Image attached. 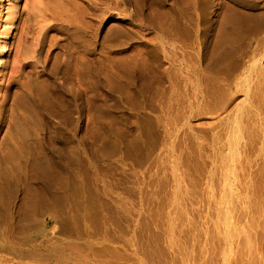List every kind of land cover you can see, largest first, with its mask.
Returning <instances> with one entry per match:
<instances>
[{
  "label": "rangeland",
  "instance_id": "374dc122",
  "mask_svg": "<svg viewBox=\"0 0 264 264\" xmlns=\"http://www.w3.org/2000/svg\"><path fill=\"white\" fill-rule=\"evenodd\" d=\"M171 1L98 0L87 32L59 21L38 63L7 64L0 264H264V0L231 1L251 16L234 58L261 61L244 74L214 52L231 2L199 1L202 77L221 96L203 110L195 83L171 107ZM15 107L34 116L23 141Z\"/></svg>",
  "mask_w": 264,
  "mask_h": 264
},
{
  "label": "bare ground",
  "instance_id": "6f19581e",
  "mask_svg": "<svg viewBox=\"0 0 264 264\" xmlns=\"http://www.w3.org/2000/svg\"><path fill=\"white\" fill-rule=\"evenodd\" d=\"M199 1L200 0H172L170 8H169L168 13H167L168 14V20H167V26L165 23V26H166L165 29L166 30H164L165 26L159 25L160 22L159 23L157 22L158 26H161V27L163 26V28H162L163 31L164 32L166 31V33L164 35H162V34L161 35L166 38V44L168 46V48L166 49L167 51H166L165 56H166L167 62H168L167 74H168V78H169V88H170L169 90L171 91V97L170 98L172 100L171 101L172 102V106H171L172 110L175 109L174 106H176L177 103H179V102H175L177 100V98L179 97L178 95L181 94V91L187 90V86L189 84L192 85L195 83V88L197 87L196 88L197 91L194 90L197 92V94H195V93L194 94L196 95V104L198 106L202 107V108L198 107L200 110L201 109L203 110V107H209V105H211L212 101L214 103L216 101V99H219V97H221V96H219V97L216 96L217 97L216 98L215 96H213L214 95L213 94L214 93L213 88H212L213 85H211V87L208 86V83H206V81L208 79L207 80H206V78L203 79V77L205 76L204 74H206L205 70H203L204 66L202 67V63H203V59H204V55H205L204 54L205 53L204 52V50H205L204 46L205 45L202 44L203 41L200 38V36H202V35L199 32H201L202 30L199 31V30L194 29V23L197 22V19L200 21L201 19L204 18V17L202 18L203 15L201 16V14H198L199 11H197L199 8L197 6L202 4V2H204V1L203 0H201L202 2H199ZM227 1L231 2L233 0H227ZM206 2H204V3H206ZM207 3L203 5L205 8H207V6H205V5H207ZM112 4H114V2ZM214 4H215V2H214ZM239 4H240V2H239ZM97 5H99L98 0H0V75H2L0 77V89L3 86V83H5V82H3V80H4V77H6L5 69L7 68L6 66L8 63L11 62L10 64L17 65L16 63H18V62L26 61L25 66H27L26 65L27 63L30 64L31 62H33V63L39 62V60H40L39 54H41V53H39L37 51L38 49H36L34 46L36 45L39 47V45L42 46V44H44L43 40L45 38V31L47 32V30H49L53 24L61 21V22H64L63 25L65 23H67L65 25H71L73 27H76L78 29V31L81 30V32L85 33L88 31V29L91 26V23L88 20V15L91 13V11L95 10V9L92 10V8L97 7ZM227 5H228V2H227ZM231 5H232V2L229 3V5L227 6L228 14L223 17L222 21L220 22L221 24L219 25V30L217 32V39H216L217 41L215 42L216 47L214 48V52L217 56L216 58L219 60V62L222 61L221 63L226 62L227 59H229V58L231 61V59L233 58L231 69L234 73L240 72V74H244L245 72H249L252 69H254V67H257V66L262 69V67L260 65V62H261L260 60H255L254 62L244 64L243 67L241 68V65H239V63H238V59L234 58V55H233L234 54L233 51L235 48L234 45L239 43L247 35V32H249L248 30H249V24L250 23L247 26V24L244 23L243 20L244 19L247 20V18H249L250 14L243 12L241 9L239 10L238 7H235V5L234 6H231ZM105 6H107V5H105ZM201 6L202 5H200V7ZM203 6H202V8H204ZM211 7L209 8V6H208V8L210 10H211ZM202 8H200V9H202ZM205 8H204V10H205ZM202 10L200 12H203ZM97 11L98 10H96V12ZM205 11L203 13H204V15H207L208 12L206 13ZM98 17H100V16H98ZM205 17H207V16H205ZM100 18H102V17H100ZM195 19H196V21H195ZM204 20H206V19L204 18ZM201 23H202V21H201ZM203 23H205V22L203 21ZM199 25L200 24H198V26ZM198 26L195 28L198 29ZM161 27H159V28L161 29ZM251 28H250V30H251ZM258 28H259V26H258ZM199 29H201V27ZM252 30H253V28H252ZM163 31H162V33H164ZM201 33H203V32H201ZM260 36H258V37L260 38ZM262 37H263V35H262ZM202 39H204V38H202ZM260 42H262V41H260ZM13 62H15V63H13ZM229 65H230V63H229ZM38 73H39V71H38ZM83 73H84V71H83ZM208 75L210 76V73ZM202 79H203V81H202ZM21 82H23V81H21ZM210 82H212V81H210ZM215 83H217V82H215ZM216 90H217V88H216ZM183 92H182V95L184 94ZM185 92H187V91H185ZM224 93H226V92H224ZM26 94L24 97H28L30 100L32 99L31 106H32V104H34V105L36 104V106H37V103L34 101L36 99L33 97V96H36L35 93L33 92L34 95H26ZM226 95H227V93H226ZM222 100H223V98H222ZM216 102H218V100ZM219 102H221V101H219ZM219 102H218V104H220ZM13 106H15V105H13ZM36 106L34 108H38ZM191 107L192 106H190V108ZM223 107H225V106H223ZM31 108H33V107H31ZM178 108H179V106H178ZM212 108H214V107H212ZM11 110H12V112H11L12 114L10 113L11 115H10L9 122L10 123L13 122L12 124L15 125V126L13 125L15 127V128L14 127L13 128L18 130V136L21 135L20 138H22V136H27L28 135L27 134L28 129L26 128L27 126L24 127V122L27 125V122H29V119L33 118L34 116L30 118L28 115V114H30L29 111H26V113H23V114L18 113L17 111H19V110H16V107L12 108ZM214 110H216V109L214 108ZM36 111L38 112L37 109H36ZM19 112H21V111H19ZM22 112H24V111L22 110ZM30 112H31V110H30ZM34 114H36V113H33V115ZM175 114L176 113H174V115ZM3 116L4 115H2V117ZM172 116H173V114H172ZM175 117H176V115H175ZM179 117H180V115H179ZM185 117H187V116H184V119H185ZM226 117H227V115H226ZM0 118H1V116H0ZM4 118H6V117H4ZM181 118H183V117H181ZM227 118H226V120H227ZM224 120L225 119H223L221 121L223 122ZM22 121H24V122H22ZM173 121H174V119H173ZM175 121L177 122V120H175ZM2 122H4V121L2 120ZM217 122L214 125L215 127L217 126ZM173 123H172V125H174ZM218 124H219V122H218ZM223 124H224V122H223ZM221 125H219V126H221ZM15 135H17V133ZM15 137L17 138V136H14V138ZM12 138L13 137H11V139ZM15 141L17 142V140H15ZM22 141H23V138H22ZM2 145H4V144H2ZM10 145H12V144H10ZM23 146L25 147L24 144H23ZM23 146H21V147H23ZM21 147H19L18 149H20ZM8 148L6 147V150ZM10 150H11V147H10ZM12 151H15V150L12 149ZM18 152H17V155H19V157H20L21 152L19 150H18ZM1 154H2L1 156H3L4 154L6 155L5 152H4V154L2 153V150H1ZM10 154L8 153L9 156L6 158H9V157L11 158ZM10 158H9V160H10ZM6 161H7V159H6ZM3 163H4V161H3ZM11 167H12V165H11ZM3 168H4V166H3ZM13 168H15L14 165H13L12 169ZM4 170H5V168H4ZM7 170H10V169L8 168ZM13 171H11V172H13ZM6 175H7V173H5V177H6ZM7 177L9 178V175H7ZM16 177L18 178L19 176L17 175ZM9 182H11V181H9ZM2 186L4 187V184ZM3 187L0 188V212L2 209L1 207H3L4 206L3 204L5 203L4 202V200H5L4 196H5V190L6 189Z\"/></svg>",
  "mask_w": 264,
  "mask_h": 264
}]
</instances>
